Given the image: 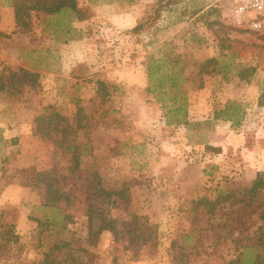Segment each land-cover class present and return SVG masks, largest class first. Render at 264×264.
Returning <instances> with one entry per match:
<instances>
[{"label": "rangeland", "instance_id": "rangeland-1", "mask_svg": "<svg viewBox=\"0 0 264 264\" xmlns=\"http://www.w3.org/2000/svg\"><path fill=\"white\" fill-rule=\"evenodd\" d=\"M231 2L175 0L157 16V0H77L86 20L60 43L30 3L21 26L0 0V264L264 256V193L245 196L264 172V34L234 26ZM158 64L185 79L187 125L167 123L170 79L147 93ZM231 102L237 127L214 119ZM103 222L115 234H97Z\"/></svg>", "mask_w": 264, "mask_h": 264}, {"label": "trees", "instance_id": "trees-1", "mask_svg": "<svg viewBox=\"0 0 264 264\" xmlns=\"http://www.w3.org/2000/svg\"><path fill=\"white\" fill-rule=\"evenodd\" d=\"M12 5L15 8V19L17 24L21 26H28L27 23L24 22V18H30V14L27 11L23 10V3L28 2L31 4V7L28 9L29 11H34L35 13H42L44 18H46L47 23H43V27H45V32L49 33V35H53L55 40L60 43H68L69 41L74 39V36L78 33V31L73 27V24L76 22H82L86 20L87 10L82 9L78 6L77 0H11ZM175 0H157V3L153 9V13L157 16L161 9L172 5ZM142 25H138L133 29V31H138ZM162 63V61H160ZM164 64V62H163ZM149 71V68H147ZM179 76L176 78L174 76L166 75V72L162 70L161 64H158L152 72H147L149 82L160 83L157 87L150 86L147 90L149 94H157L162 95L166 93V90L163 89L164 82L167 79L171 80V85L169 86V92L175 91V95L173 96L174 101L172 102L171 107L167 110L169 115H173V121L167 122L169 125H187L186 120V101L182 97L179 101L176 98H180V83L185 81L183 77ZM178 81V84L175 85V82ZM163 84V86H162ZM2 87H0V90ZM182 93V92H181ZM157 100H162L159 97ZM172 100V99H171ZM241 105L236 103H227L223 109L218 110L214 114L215 120H223L226 122H230L232 126L237 127L240 125L241 120L244 117V113L242 111ZM39 132V130L35 129V133ZM74 148L71 145H68L66 150H70ZM50 192L51 189L49 190ZM104 194L109 197L112 193H108L103 191ZM264 193V172H257L255 179L252 182V185L245 192V196L249 199V205L252 204L251 201L258 196V194ZM117 194V193H114ZM232 198H235V195L231 193ZM241 200H244L241 199ZM234 202H231L230 206L233 205ZM203 202H200L199 205H203ZM207 204H212L208 203ZM220 201H215L212 205V210L215 205H219ZM264 221V214L260 216ZM103 231H110L115 234V231L112 226H109L108 223L103 222L98 233ZM258 243L262 242V239L257 241ZM257 244V243H256ZM259 247L256 246H245L244 252L240 258L236 260L233 264H264V256L261 255L260 251L257 252Z\"/></svg>", "mask_w": 264, "mask_h": 264}, {"label": "built area", "instance_id": "built-area-1", "mask_svg": "<svg viewBox=\"0 0 264 264\" xmlns=\"http://www.w3.org/2000/svg\"><path fill=\"white\" fill-rule=\"evenodd\" d=\"M230 19L238 28L264 34V0H232Z\"/></svg>", "mask_w": 264, "mask_h": 264}, {"label": "crops", "instance_id": "crops-1", "mask_svg": "<svg viewBox=\"0 0 264 264\" xmlns=\"http://www.w3.org/2000/svg\"><path fill=\"white\" fill-rule=\"evenodd\" d=\"M79 26H82V25H79ZM15 189H16V187H14V186H12V187H8L3 193L5 194V192H6L5 195L7 196V195H9V194H13V193H11V191H12V190H15ZM5 195H4V196H5ZM2 197H3V194H2ZM15 200H16V199H15ZM18 201H19V200H18ZM6 202L8 203V201H6Z\"/></svg>", "mask_w": 264, "mask_h": 264}]
</instances>
